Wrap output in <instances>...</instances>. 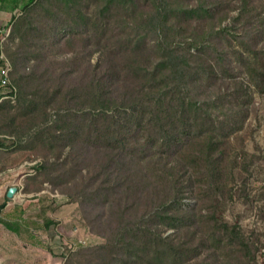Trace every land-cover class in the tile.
<instances>
[{
    "label": "trees",
    "instance_id": "16d2710c",
    "mask_svg": "<svg viewBox=\"0 0 264 264\" xmlns=\"http://www.w3.org/2000/svg\"><path fill=\"white\" fill-rule=\"evenodd\" d=\"M6 3L17 12L4 47L6 96L16 101L5 133L18 141L10 146L53 153L34 175L66 187L65 201L103 239L63 244V264L253 260L257 248L217 215L221 145L241 129L250 95L242 83L210 93L238 71L264 92V0ZM11 108L0 103L1 113ZM8 147L0 140V150ZM205 187L212 194L203 212ZM187 195L197 207L183 203Z\"/></svg>",
    "mask_w": 264,
    "mask_h": 264
},
{
    "label": "rangeland",
    "instance_id": "374dc122",
    "mask_svg": "<svg viewBox=\"0 0 264 264\" xmlns=\"http://www.w3.org/2000/svg\"><path fill=\"white\" fill-rule=\"evenodd\" d=\"M17 13L12 11L10 3L0 6V55L7 60L4 47L7 44L9 35L8 25L11 15ZM236 12L233 13V15ZM228 21L223 23L227 25ZM100 55L96 53L92 58V63L98 61ZM239 74L235 78H230L224 81H217L213 93H225L232 91L241 83L243 89H247L248 104L243 106L242 110H246L241 129L229 138L225 139L221 145L223 151L221 168L223 171L221 185L224 186L222 192L219 191L220 198H222L221 207H218L217 215L222 216L225 222L229 225L237 224L240 233L250 244L252 243L256 251L252 250L253 260L243 256L239 264H262L260 260L261 248L264 245L262 238V230L264 229V92H257L250 82L246 72L238 71ZM6 90H0V96L5 95ZM1 104H10L13 109L10 113L0 112V132L5 133L9 130L7 126L10 115L15 112V100H10L7 96H2ZM5 97V98H4ZM237 111H242L240 108ZM222 111V110H221ZM218 110L214 114L218 115L220 120L223 115ZM242 114L244 112L242 111ZM0 140L9 146L6 149L0 150V157H6L8 163H0L1 169H10L16 171L19 176L31 175L34 176L35 182H31L30 189L34 190L39 186L40 190H45L41 198L45 201L50 209L57 211L58 220H55L57 226L52 230L46 232L49 240L52 241V236H57V244L53 243L48 246V251L53 252L59 250L58 260H54L53 264H63L64 259L60 257V249L63 244L81 246H94L103 243V239L92 235L82 220L78 205L76 203H67L61 190L66 187L54 188L49 183L40 184L43 180V175H34L33 166L37 162H54V154L48 153L41 146L34 149H16L11 145V142H17L18 139L9 135L0 134ZM28 142L27 139L22 140L21 145ZM69 152V149L63 151L60 160H63ZM55 175V173H53ZM32 178V177H29ZM31 181V179H29ZM212 192L205 187L204 191V208L210 205V196ZM187 207L194 208L196 206V198L187 195L183 200ZM214 205V204H213ZM207 212V211H206ZM169 231L168 233H171ZM61 236V237H60ZM55 245V246H54ZM226 253H222L221 258L225 260L228 258Z\"/></svg>",
    "mask_w": 264,
    "mask_h": 264
},
{
    "label": "crops",
    "instance_id": "0c3cea01",
    "mask_svg": "<svg viewBox=\"0 0 264 264\" xmlns=\"http://www.w3.org/2000/svg\"><path fill=\"white\" fill-rule=\"evenodd\" d=\"M8 161L0 157L1 164ZM30 176H19L9 166L0 168V264H53L58 260L59 250L49 253L48 246L59 243V235L52 236L51 243L46 232L57 226L59 217L41 198L45 190L30 189ZM11 187L17 191L9 199L6 193Z\"/></svg>",
    "mask_w": 264,
    "mask_h": 264
},
{
    "label": "built area",
    "instance_id": "2783aa9c",
    "mask_svg": "<svg viewBox=\"0 0 264 264\" xmlns=\"http://www.w3.org/2000/svg\"><path fill=\"white\" fill-rule=\"evenodd\" d=\"M0 61H4V65H0V90H6L5 95L2 94V96H6L7 93L11 92L12 90L8 87L10 84L9 81V72L10 68L8 66V62L6 59H4L0 55ZM5 98V97H4ZM12 99V98H11ZM262 238L264 239V229L262 230ZM261 263L264 264V245L261 248V255H260Z\"/></svg>",
    "mask_w": 264,
    "mask_h": 264
},
{
    "label": "water",
    "instance_id": "95a60500",
    "mask_svg": "<svg viewBox=\"0 0 264 264\" xmlns=\"http://www.w3.org/2000/svg\"><path fill=\"white\" fill-rule=\"evenodd\" d=\"M16 191H17V188H15V187L9 188L7 193H6L7 198H9V199L12 198L13 195L16 193Z\"/></svg>",
    "mask_w": 264,
    "mask_h": 264
}]
</instances>
